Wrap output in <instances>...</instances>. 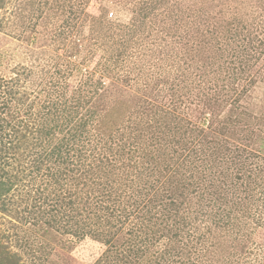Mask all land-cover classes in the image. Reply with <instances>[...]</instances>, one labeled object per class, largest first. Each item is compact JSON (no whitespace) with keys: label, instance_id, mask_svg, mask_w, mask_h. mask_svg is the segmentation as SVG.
<instances>
[{"label":"rangeland","instance_id":"obj_1","mask_svg":"<svg viewBox=\"0 0 264 264\" xmlns=\"http://www.w3.org/2000/svg\"><path fill=\"white\" fill-rule=\"evenodd\" d=\"M5 2L0 5V102L7 105L0 117L22 133L26 119L33 130L27 133L51 129V136L41 139L45 146L30 144L41 154L60 142L68 146L73 125L86 118L94 136L89 143L73 139L71 150L64 146V161L58 155L48 161L64 186L46 203L40 190L55 187L51 176L45 178L47 165L44 179L37 176L33 187L32 162L22 159L30 175L4 195L6 210L0 209V264H264V80L235 81L239 108L222 111L220 118L217 113L212 127L200 123L204 132L198 123L203 112L210 115L219 105L204 92L216 86L203 91L200 74L221 79L229 66L230 74L237 73L232 65L240 63L234 57L230 64L229 55L239 43L226 52L217 49L220 44L226 49L222 42L232 30L245 25L249 48L241 56L249 61L242 66L260 77L264 53L256 58L264 50V0ZM181 14L196 26L187 27L188 34L177 21ZM57 100L62 108L74 107L62 111L59 121H46L54 115L45 106ZM181 114L191 120L175 121L173 115ZM234 115L244 119L237 124ZM27 141L17 146L27 151ZM18 166L6 170L13 173ZM171 183L181 186L178 198L164 186ZM70 187L72 198L55 199ZM143 187L147 198L163 200L152 214H161L164 204L172 210L165 222L145 228L168 226L173 232L166 228L168 236L147 241L136 254L132 233L121 234L111 225H127L124 232L140 229L133 212L130 224L125 222L124 207L131 197L133 205L135 189ZM216 191L223 199L214 205L224 209L225 220L211 212ZM214 220L221 221L219 227Z\"/></svg>","mask_w":264,"mask_h":264},{"label":"trees","instance_id":"obj_2","mask_svg":"<svg viewBox=\"0 0 264 264\" xmlns=\"http://www.w3.org/2000/svg\"><path fill=\"white\" fill-rule=\"evenodd\" d=\"M2 1L4 3H6L5 0H0V5H3ZM180 16L181 17H179L177 19V21L179 22L180 27L182 25H184L186 27L185 31H187V33H185V34H188L190 32V30L187 27L194 26V22L193 21H189V19L185 18V16H183V14H181ZM194 27H196V26H194ZM244 29H245V25L241 29L240 28H236L235 30H232V32L229 33V35L226 38H224V41L223 42L221 41L222 43H224V45H226V49L221 44H220L221 48H217L218 50L223 49L226 52V50L229 49L230 46L236 45L235 41L240 44V45L238 44L236 47L232 48V51H231L232 54L229 55L230 56L229 59H231L230 60V64H235L234 57H235V59H238V62L240 63L239 66H237L238 68H235L236 64L232 65L233 69L237 70V73L236 74H234V73L230 74V73H232V68H231V66H229V68H228L229 74H226L221 79H219L220 77L219 78H216V77L210 78V77H207L208 75L200 74L201 77L199 79H200V82L202 83L201 85L203 87V89H202L203 91L205 89V86H209V88L216 86V89H212V88L211 89H205L204 92L205 93L209 92V95H212V96H210L211 97L210 99L212 101H214L215 103L218 102V104H219L218 107H217L218 109H215V110L212 109L210 115H204L205 112L202 113L201 122H198V123H199V126L202 128L203 132L205 131V129H204L205 126H203L202 124H208L209 127H212L216 123L218 118H220V116L222 114V111L227 109L226 113L228 114L231 111V109H238L239 108L240 104L238 102V99L235 97V94H236V92H238V89H240V88L238 86L239 84L235 85V81H237V82L240 81L241 82L243 80V81H245L247 83H252V85H255V83H257V81L264 80V68L258 70V73L260 74V77H257V76H252L251 74L247 73L244 70L245 69V65L242 66L243 62L249 61L248 57L241 56L242 55L241 53L243 52V55H244L245 52L249 48V46L246 45V43L244 44V42H246V37H245V35H243ZM238 49H241V50H238ZM263 53H264V50H262V52H260V54L257 55L256 59L260 60L261 59L260 55H262ZM254 55H256V54H254ZM251 58L252 57H250V59ZM220 67L223 70H225V73H227L225 64L223 66H220ZM261 74L263 76H261ZM228 79L230 80V83H228L229 82ZM190 81L192 83H195L197 80H190ZM7 92L10 95L12 94L10 90H8ZM82 97H84V96H81V98ZM78 99L75 98L76 101ZM58 102H59V100H57L56 102L53 101V105H51V103H49V104L47 103V106H45V107H50L51 108V107L56 105V109L55 110H53V108L52 109L49 108V110H48V114L49 115L53 114L54 117H56V118L53 117L51 120H46V121L57 122V121H59V117H63L64 116L61 113L62 111L63 112L64 111H69L70 107H74V106H67V104L65 103L64 108H62L61 106H58V105H60ZM0 103H2V105H0V112L3 113L4 109L6 108V105H7L6 103L7 102L3 101V102H0ZM217 113L219 115L218 118L216 117ZM185 115L186 114H181V116L180 115H173L174 116L173 118H174L175 121H178V120L182 121L183 120V123H185V119H187L188 121L191 120L190 116H185ZM187 117H189V118H187ZM233 117H234V119H236V121H238L237 124H239V122H242V120L244 119L243 117H240L238 115H234ZM260 117H262V119H264V114L260 115ZM88 120H89V118H86L85 120L79 122L77 125L76 124L73 125V132H71L72 136H70L71 138L67 140L69 147L66 146V144H62V142H60L58 145L53 147V150H51V153H48V154L42 153L41 154L40 151H42V150H40L39 148H36V147L35 148H31L30 146H32V145H30V144H31L32 141H35V143H33L34 146H38V147L45 146L46 143H43L41 139L43 137L49 138L51 136V133H50L49 130H51V129L45 130L47 128H40L38 130V132H40L39 135H36V133H27L28 131L32 132L33 130L30 128L32 126H29L30 120L26 119L25 120L26 132L22 133L21 128L14 127L13 125L10 124L11 120H7L6 117H4V116L0 117V144H3V145H0V150H1L0 157H2V155L4 153L6 154V156H8L4 161L3 160L1 161V159H0V205H1L0 209H2L3 211L6 210V204L7 203L3 199L4 195H6V193H9L12 190L13 186L15 185V183L17 181L18 182L21 181V180L25 181V177L30 175L29 172L26 173L27 167H29V165L26 163L27 164V166H26L25 162L22 159H25L27 161L32 162V166L30 168V172H31L32 176L30 175V182L29 183H31V185L33 187H35L34 186L35 183L31 182V181H35L37 176H40L42 179H44L43 169H44L45 165H47V170H49V174H47L45 178H48V176H51L52 177L51 182L54 180L53 185L55 184V187L53 188V190H50V192H48V193H44V192L49 190V188H45L43 190H40L41 194H39L40 195L39 198L44 197V198H42V199H44L42 203H46L49 200V198L51 197L50 195H52L55 191L58 190V187L62 188L64 186V184H61L59 182V180L56 179L57 178L56 176L54 178L55 172H53L51 170L52 166L48 164V161L51 160V158H53V157H55L57 155L60 158L61 155L63 154V151H65V150H69V149L71 150L73 148V144H71V146H70V143L73 142V139H79L77 137H80V138L83 137L84 138L83 141H86V143H89L92 140V138L94 136V133H90V132H88L89 130L86 129V127L88 125V123H87ZM200 123H202V124H200ZM35 124H36V122H35ZM51 124L52 123H50V125ZM52 127H53V125H52ZM7 128L14 129L13 130V134L14 135H12L10 133L11 130H8ZM37 128H38V126H37ZM226 129L227 130H225V133L227 134V133H229V130H228V128H226ZM86 131L88 132V135L85 133L86 135L84 136V132H86ZM219 131L220 130L218 129V132ZM30 134H33L32 138L29 137ZM21 140H24V141L28 140L27 143H26L27 146H29V147H27V151L26 150H22L20 145L17 146V144ZM38 140H41V142H39ZM249 140H252V139H248L247 142H249ZM251 142L252 141H250V143ZM7 144H9V146H11V148H7ZM64 146H65V150H63ZM244 148H242V149H244L246 151V145H245ZM10 150H12V152ZM213 156H214V159H215L214 153H213ZM60 159L64 161V158H60ZM98 159L99 160H103L102 158H98ZM66 161H68V160H66ZM14 163L15 164H19V166L17 167L18 169L15 167V169H14L15 171L13 173H10L9 170H6V166L13 165ZM76 168H73V171ZM65 171H66V175H67L68 170L65 169ZM185 173H187V172H185ZM49 181L50 180H48L46 182L48 183ZM96 181L98 182V181H101V180L100 179H94L93 182H96ZM65 182H67V181H65ZM85 182L87 183V181H85ZM160 182L161 183H166L167 181L160 180L158 183H160ZM44 183H45V181H44ZM73 183L74 184H80L81 180H79V182H77V180H74ZM98 183H99L98 184L99 186L105 187L104 185H102L103 184L102 182H98ZM250 183L252 184L251 180H250L249 184ZM45 185L48 187V184L45 183ZM98 185H97L96 188H99ZM253 185H255V184H253ZM256 185H258V184H256ZM164 186L167 187V188L170 187V189L173 190L174 193L172 194V198H175V196L178 198L179 191H181L180 190L181 189L180 185H172V183H171L170 185H164ZM215 186H216L215 184H211V187H215ZM184 189H185V186H184ZM71 191H73L72 187H70L69 192L65 193V196H62L61 193L57 192L54 197H55L56 200L60 199L61 197H65V199H67L68 197L72 198V195L74 194V192H71ZM98 192H101V191H97V193ZM182 192L183 191H181V193ZM146 193H144V187L142 189H135V194L133 195V197H134L133 198V205H132V197H131V201H129L130 204L129 205H125V207H124V212L126 214L125 222L127 221L128 224H130L129 221L132 219V212L135 213V218L137 219V221L139 222V225H140V229L138 228L137 232L132 231V227L127 228L126 229L127 232H124L123 229L126 228L127 225H126V227L125 226L124 227L121 226V224L117 225V223H114L113 220H112L113 224L111 225V226H115L116 232H120L121 234L124 233L126 235L128 233H132V245L135 247L134 251L136 252V254L140 253L141 249L143 250V246H144V244L147 241L149 242L150 240H153V239L156 240L157 238L162 237V236H164V237L168 236L164 232L166 228H167L166 230H168V232L172 231V229L169 228L168 226H166V228L164 227L163 228L164 230H162L161 228L160 229L157 228L156 230H152L151 228L150 229H146L145 228V226L150 225L151 222H152V225H155V224L159 225L161 222L162 223L165 222V220H167L166 218L170 216L169 215L170 211H172L171 210V205L164 204V208H163V211H162L161 214H159V215L157 213L155 215L152 214V209L156 208L160 202L163 203V200L154 201V200H152L153 196H151L150 198H147ZM154 193H155V191H154ZM216 193H217V196L219 198H217L216 202L211 200L213 202V204L211 202L210 206H214V208H215V209H212L211 212H212L213 217L215 219H218V216H219L220 220H225L223 213H221V211H224V209L223 210H217L216 207H220V206L219 205L218 206L214 205L215 203L218 204V200L223 199V194H222L221 191H216ZM43 194H45V195L42 196ZM39 195H37V196H39ZM131 196H132V194H131ZM93 198L95 199L96 197H93ZM160 198L159 197L158 198L155 197V199H160ZM202 199H204V198H202ZM18 200L20 201L21 199L18 198ZM97 201H98L97 204L100 206L101 202L99 200H97ZM122 202L124 203V201H122ZM18 203H21V201L18 202ZM171 204H172V202H171ZM252 204H254V203H252ZM237 205L240 206L239 203H237ZM129 207H132V210H130ZM100 208H102V210H107L108 209V207H105V206H103V207L100 206ZM149 212H150V214H149ZM219 212H220V214H218ZM246 212L248 213V208H247ZM251 212H252V209L249 210V213H251ZM230 214H231V212L228 211V214H225V215L230 217L229 216ZM29 215H31V217H32L33 213L30 211ZM49 222H50V219L48 220V223ZM214 222H215V220H214ZM219 223H221V221H216L215 222V226L219 227L220 226ZM223 223H225V222H223ZM227 223H229V225H232V226L234 225V224H231V222H229V221ZM235 225H238V224L235 223ZM180 229L181 228H179L176 232H174L175 236L178 235V232H179ZM149 231H150L151 234H149ZM109 232L111 233L112 231H109ZM147 232H148V234H146ZM160 232H161V234L159 235ZM137 233H139L140 235L137 234ZM139 244H140V246H139Z\"/></svg>","mask_w":264,"mask_h":264}]
</instances>
